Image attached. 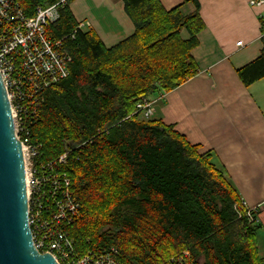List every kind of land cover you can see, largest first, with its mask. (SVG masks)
Wrapping results in <instances>:
<instances>
[{
  "label": "trees",
  "instance_id": "16d2710c",
  "mask_svg": "<svg viewBox=\"0 0 264 264\" xmlns=\"http://www.w3.org/2000/svg\"><path fill=\"white\" fill-rule=\"evenodd\" d=\"M17 1L28 17L58 2ZM122 1L134 33L111 48L94 30H77L70 4L60 8L47 32L68 52L69 76L42 92L29 125L39 161L67 154L61 171L81 205L67 227L77 251L114 249L118 264H264L260 222L240 213L242 199L213 153L138 112L198 74L199 10L183 16L159 0ZM238 74L247 87L264 79V37L261 56Z\"/></svg>",
  "mask_w": 264,
  "mask_h": 264
},
{
  "label": "crops",
  "instance_id": "0c3cea01",
  "mask_svg": "<svg viewBox=\"0 0 264 264\" xmlns=\"http://www.w3.org/2000/svg\"><path fill=\"white\" fill-rule=\"evenodd\" d=\"M183 16L199 10L205 29L192 57L198 74L159 96L154 119L173 126L213 162L250 206L264 203V79L247 87L238 71L262 54V8L249 0H159ZM78 23L89 22L111 48L134 33L122 0H73ZM188 40L187 30L181 33ZM242 42L241 46L237 44ZM258 246L264 261V211L259 213Z\"/></svg>",
  "mask_w": 264,
  "mask_h": 264
},
{
  "label": "built area",
  "instance_id": "2783aa9c",
  "mask_svg": "<svg viewBox=\"0 0 264 264\" xmlns=\"http://www.w3.org/2000/svg\"><path fill=\"white\" fill-rule=\"evenodd\" d=\"M72 1L58 0L28 17L17 0H0V74L7 89L15 134L23 145L29 226L36 250L50 254L58 264H118L114 249L103 254L77 251L67 227L80 218L81 205L73 196L68 175L61 171L68 164L67 154L57 160L39 161L42 145L32 141L29 131L31 121L38 117L42 92L69 76L70 56L63 42L52 41L47 30L59 19L60 8ZM249 6L264 11V0H249ZM262 21L264 37V12ZM90 27L89 22H81L77 30ZM156 103L157 100H146L138 106V112L150 120ZM262 211L264 203L250 206L242 200L240 213L250 223L258 224Z\"/></svg>",
  "mask_w": 264,
  "mask_h": 264
},
{
  "label": "water",
  "instance_id": "95a60500",
  "mask_svg": "<svg viewBox=\"0 0 264 264\" xmlns=\"http://www.w3.org/2000/svg\"><path fill=\"white\" fill-rule=\"evenodd\" d=\"M0 264H58L39 253L29 226L23 145L0 74Z\"/></svg>",
  "mask_w": 264,
  "mask_h": 264
},
{
  "label": "rangeland",
  "instance_id": "374dc122",
  "mask_svg": "<svg viewBox=\"0 0 264 264\" xmlns=\"http://www.w3.org/2000/svg\"><path fill=\"white\" fill-rule=\"evenodd\" d=\"M151 100H154L153 98H151ZM187 256V255H186Z\"/></svg>",
  "mask_w": 264,
  "mask_h": 264
}]
</instances>
